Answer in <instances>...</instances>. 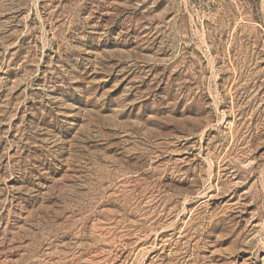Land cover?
Instances as JSON below:
<instances>
[{
    "label": "rangeland",
    "instance_id": "1",
    "mask_svg": "<svg viewBox=\"0 0 264 264\" xmlns=\"http://www.w3.org/2000/svg\"><path fill=\"white\" fill-rule=\"evenodd\" d=\"M0 264H264V0H0Z\"/></svg>",
    "mask_w": 264,
    "mask_h": 264
}]
</instances>
